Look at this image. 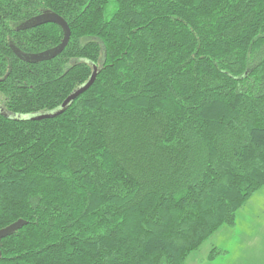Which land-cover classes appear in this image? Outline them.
Masks as SVG:
<instances>
[{
  "label": "trees",
  "instance_id": "obj_1",
  "mask_svg": "<svg viewBox=\"0 0 264 264\" xmlns=\"http://www.w3.org/2000/svg\"><path fill=\"white\" fill-rule=\"evenodd\" d=\"M263 184L264 0H0V264H184Z\"/></svg>",
  "mask_w": 264,
  "mask_h": 264
},
{
  "label": "rangeland",
  "instance_id": "obj_2",
  "mask_svg": "<svg viewBox=\"0 0 264 264\" xmlns=\"http://www.w3.org/2000/svg\"><path fill=\"white\" fill-rule=\"evenodd\" d=\"M213 248L226 253L210 258ZM184 264H264V184L237 211L235 224L220 227Z\"/></svg>",
  "mask_w": 264,
  "mask_h": 264
},
{
  "label": "water",
  "instance_id": "obj_3",
  "mask_svg": "<svg viewBox=\"0 0 264 264\" xmlns=\"http://www.w3.org/2000/svg\"><path fill=\"white\" fill-rule=\"evenodd\" d=\"M38 19H41V22H47V21L59 22L66 29V33H65V37H64V40L61 43V45L57 46L56 48H54V49H52L50 51L43 52V53H41L39 55L33 54V55L27 57L28 60H30V59H40L42 56L45 57V58H48V57H54V56L58 55L66 47V45L69 42L70 36H71V29H70L67 21L64 18H62L60 16H55L53 14H43V15L38 16ZM94 80H95V74L92 75L91 79L87 82V84H85L84 86L79 88L76 92H74L72 95H70L65 100V102L63 103V107H65L71 100H73L77 96H79L82 92L86 91L92 85ZM57 114L58 113H44V114H39V115L33 116L32 118L53 117V116H55ZM23 224H24V221L23 220H19V221H16V222L8 225L5 228L0 229V239L5 237V236H7L10 233H12L13 231L17 230Z\"/></svg>",
  "mask_w": 264,
  "mask_h": 264
}]
</instances>
